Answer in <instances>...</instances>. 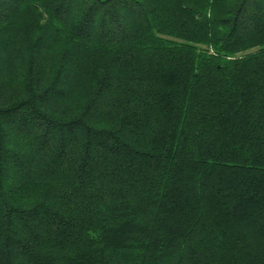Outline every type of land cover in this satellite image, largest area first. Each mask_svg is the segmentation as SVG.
<instances>
[{
	"label": "trees",
	"instance_id": "trees-1",
	"mask_svg": "<svg viewBox=\"0 0 264 264\" xmlns=\"http://www.w3.org/2000/svg\"><path fill=\"white\" fill-rule=\"evenodd\" d=\"M0 264H264V0H0Z\"/></svg>",
	"mask_w": 264,
	"mask_h": 264
}]
</instances>
